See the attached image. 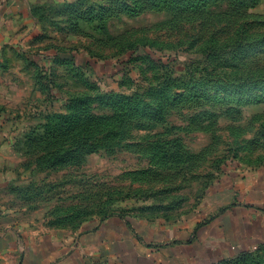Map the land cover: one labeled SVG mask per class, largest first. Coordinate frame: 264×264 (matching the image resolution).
Returning <instances> with one entry per match:
<instances>
[{"label": "rangeland", "instance_id": "374dc122", "mask_svg": "<svg viewBox=\"0 0 264 264\" xmlns=\"http://www.w3.org/2000/svg\"><path fill=\"white\" fill-rule=\"evenodd\" d=\"M33 8L27 36L0 39V242L200 227L233 173L264 169V0Z\"/></svg>", "mask_w": 264, "mask_h": 264}, {"label": "crops", "instance_id": "0c3cea01", "mask_svg": "<svg viewBox=\"0 0 264 264\" xmlns=\"http://www.w3.org/2000/svg\"><path fill=\"white\" fill-rule=\"evenodd\" d=\"M40 1L0 0V39L27 36L22 27ZM228 183L200 227L111 218L72 235L11 233L0 242V264H227L264 247V169L233 173Z\"/></svg>", "mask_w": 264, "mask_h": 264}, {"label": "trees", "instance_id": "16d2710c", "mask_svg": "<svg viewBox=\"0 0 264 264\" xmlns=\"http://www.w3.org/2000/svg\"><path fill=\"white\" fill-rule=\"evenodd\" d=\"M229 166H231V165H229Z\"/></svg>", "mask_w": 264, "mask_h": 264}]
</instances>
